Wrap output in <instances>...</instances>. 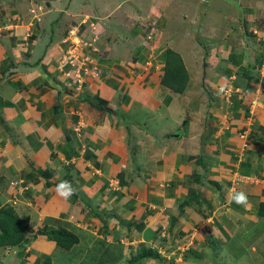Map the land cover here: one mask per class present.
I'll list each match as a JSON object with an SVG mask.
<instances>
[{
	"label": "crops",
	"instance_id": "crops-1",
	"mask_svg": "<svg viewBox=\"0 0 264 264\" xmlns=\"http://www.w3.org/2000/svg\"><path fill=\"white\" fill-rule=\"evenodd\" d=\"M157 1L159 12L123 36L118 4L92 12L91 0H0V203L26 216L31 233L73 232L67 251L81 256L120 242L127 258L140 244L157 253L140 264L163 260L158 249L179 263L181 250L199 251L208 237L223 245L264 221L255 215L264 202V2L244 6L235 26L221 19L220 31L201 12L212 47L192 46L197 37L185 47L175 27L161 37L167 3ZM200 1L203 12L216 7ZM67 47L87 56L79 86L57 65ZM166 49L186 70L181 92L160 83ZM64 182L71 195H61ZM35 241L47 255L57 250L44 235Z\"/></svg>",
	"mask_w": 264,
	"mask_h": 264
},
{
	"label": "rangeland",
	"instance_id": "rangeland-1",
	"mask_svg": "<svg viewBox=\"0 0 264 264\" xmlns=\"http://www.w3.org/2000/svg\"><path fill=\"white\" fill-rule=\"evenodd\" d=\"M162 1L167 3V5H164L163 7L164 11L162 12V17L160 19L162 22H165V25L162 27V38H172L173 34L171 31H174L173 29L175 27L177 30L175 32L176 38H182L181 40L177 41V45L183 40L186 47V42L188 39L192 40L191 38L197 37L196 41L194 40V44L191 43L192 46H198V43H202V41H204L208 47H212V43L209 40L210 38H213V36H209V33L203 31V28L199 26L201 21L205 22L208 30L210 28L209 20L207 18L210 17V15H212L213 18H216V23L212 27V30L215 29L220 31L219 29L224 28L226 25H221L224 19L228 21V23L226 22L228 26H235L233 22H238L236 18L239 17V14H245L243 10L244 6L247 4H253L256 0H210L212 1V4L214 3V6H216L214 9H211V12L209 10L203 12V10L206 8L201 7H203L202 5L206 4V2L200 0ZM99 2H103L105 6L107 4L111 8L118 4V9L116 10L115 16L119 17L120 15L122 18L121 24L126 25L124 32L122 33L123 36L125 34L127 35V30L130 29V22L134 23L137 27L142 25L143 18L150 12L154 13L155 11H158V9H155V7H159L161 5L157 4V0H91L89 9L94 12L92 4H95L94 6L97 7L100 4ZM259 2H264V0H260ZM151 4L153 6H151ZM151 8H153V10ZM201 12L208 14L206 15V19L198 18ZM124 16L127 17V19ZM149 17H152V15H149ZM183 17H186V21L183 19ZM221 19H223V21ZM259 21L260 19H258V22ZM104 22L102 19H100L98 21V25L100 26ZM245 25L247 27V22H245ZM260 26L264 28L263 24ZM198 27L200 33L197 32ZM142 32H144L143 35H145V33L148 31L143 29ZM73 43L75 46L77 45V43ZM169 45H174V42L170 43ZM71 48L67 47L66 50H70ZM76 48L78 49V47ZM179 51L185 59L190 55L188 49L180 48ZM61 60H63L62 56L58 58L57 65L60 68H58L60 72H64L65 70H68L69 66L66 64H59V61ZM67 76L68 78L64 81L70 83L74 81L75 77L71 76L70 74H67ZM76 78L83 79L81 76ZM0 174H2L1 171ZM1 181L2 176L0 175V182ZM3 187L4 183H0V193L5 191L2 190ZM39 235L40 234L36 233L35 231L31 233V230H28L25 232V237H27L26 240H24L25 243H20L19 245L12 247L0 248V264H37L38 262L42 263V260L45 258V256H49L50 261L52 260V264H127L126 261L129 258L125 257V255H119L122 254V251L119 248H122L124 245L120 242L118 243L122 247L120 245L114 244V246L106 245V248L99 252L96 250H91V252L96 253L95 257H86V254L81 256V252L78 251L77 248L66 252L64 249L58 246H55V248H57L55 253L51 249L49 251L50 253L47 255L46 251L48 249L46 250V248H42V246L35 241ZM161 237L164 238L163 235ZM211 238L212 237H208V239H204V242L200 241V247H202V249L199 251L195 249L181 250L179 263L178 261L175 263V260L173 261V264H185L184 262L187 261L186 259L188 258L194 259V261H192L193 264H264V221L255 225L250 224L249 227H247V231H245L244 227L237 229L230 240H224L223 245L219 244V240ZM127 246H129V244ZM138 246V248H140L142 247V244ZM20 248L27 249L25 257H19L16 255L17 250ZM126 249H128V247H126ZM133 251L135 252V250H126V253L129 254L132 252L134 254ZM156 251L165 259L160 260L161 262L156 259L159 261L157 264H168L166 262H169L172 254L169 252H164L161 249ZM30 252L36 253L30 254ZM153 263L155 264L156 262Z\"/></svg>",
	"mask_w": 264,
	"mask_h": 264
},
{
	"label": "trees",
	"instance_id": "trees-1",
	"mask_svg": "<svg viewBox=\"0 0 264 264\" xmlns=\"http://www.w3.org/2000/svg\"><path fill=\"white\" fill-rule=\"evenodd\" d=\"M259 25V24H258ZM256 33V32H255ZM255 38L257 34L252 33ZM263 36L264 34H260ZM258 40V39H257ZM264 42V40H261ZM164 66L163 73L160 78V83L175 92H181L187 78L186 70L182 64L178 54L170 49L164 51ZM255 215L264 217V202H259L255 208ZM29 230V222L26 216H19L13 206L8 203H0V248L12 247L25 243L27 237L25 232ZM36 233L44 235L48 240H52L58 247L64 250H69L76 242L77 236L63 228H50L47 230L36 229ZM122 255V254H119ZM157 253L150 248L140 247L138 250L129 253L127 264H140L142 259L147 257H156ZM49 256H45L42 263L50 264Z\"/></svg>",
	"mask_w": 264,
	"mask_h": 264
},
{
	"label": "built area",
	"instance_id": "built-area-1",
	"mask_svg": "<svg viewBox=\"0 0 264 264\" xmlns=\"http://www.w3.org/2000/svg\"><path fill=\"white\" fill-rule=\"evenodd\" d=\"M62 59L59 61V64H66L69 66L68 70H65L62 72L63 78L66 80L68 78L67 74L75 77L74 81L71 82L72 84H76V86H79L83 79L76 78L78 76L83 77L82 74L87 72V68L85 66V62L87 61L86 55H80L78 52V49L76 47L71 48L70 50H66L62 54ZM80 62V63H79Z\"/></svg>",
	"mask_w": 264,
	"mask_h": 264
},
{
	"label": "clouds",
	"instance_id": "clouds-1",
	"mask_svg": "<svg viewBox=\"0 0 264 264\" xmlns=\"http://www.w3.org/2000/svg\"><path fill=\"white\" fill-rule=\"evenodd\" d=\"M254 33H255V32H254ZM65 51H66V50H65ZM65 51H64V52H65ZM64 52H63V53H64ZM63 53H61V55H60L59 57H61ZM87 73H88V72H86V74H87ZM84 74H85V73H83L82 76H84ZM61 75H62V72H61ZM62 77H63V76H62ZM71 84H72V83H71ZM72 85H74V84H72ZM221 90H223V89H221ZM59 188H60V189H66V191L61 192V195L68 196V195H71V194H72V190H71V188L67 185L66 182L61 183V184L59 185ZM232 199H233L237 204H241V205H243V204H246V203H247V196H246L243 192H237V193H235V194L233 195Z\"/></svg>",
	"mask_w": 264,
	"mask_h": 264
}]
</instances>
